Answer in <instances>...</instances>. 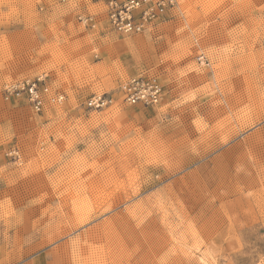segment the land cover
<instances>
[{
	"label": "rangeland",
	"instance_id": "obj_1",
	"mask_svg": "<svg viewBox=\"0 0 264 264\" xmlns=\"http://www.w3.org/2000/svg\"><path fill=\"white\" fill-rule=\"evenodd\" d=\"M174 1L122 34L0 0V264H264V0ZM142 73L160 101L122 103ZM37 78L63 101L34 110Z\"/></svg>",
	"mask_w": 264,
	"mask_h": 264
},
{
	"label": "built area",
	"instance_id": "obj_2",
	"mask_svg": "<svg viewBox=\"0 0 264 264\" xmlns=\"http://www.w3.org/2000/svg\"><path fill=\"white\" fill-rule=\"evenodd\" d=\"M104 7L109 27L122 34H138L164 17L174 6V0H95ZM203 57H199L202 60ZM23 92L32 108L40 111L46 103L58 104L63 95L53 92L40 78L27 81L14 88ZM118 90L121 102L128 105L150 106L157 104L163 87L157 78L148 73L130 77L120 83ZM112 102L111 98L96 97L87 102L89 107H102Z\"/></svg>",
	"mask_w": 264,
	"mask_h": 264
},
{
	"label": "bare ground",
	"instance_id": "obj_3",
	"mask_svg": "<svg viewBox=\"0 0 264 264\" xmlns=\"http://www.w3.org/2000/svg\"><path fill=\"white\" fill-rule=\"evenodd\" d=\"M251 179V178H250ZM243 184H244V182H243ZM246 186V185H245ZM248 186V185H247ZM84 200V199H83ZM84 203V202H83ZM76 205V204H75ZM90 205V204H89ZM83 206H84V204H83ZM78 207V206H77ZM91 208V207H90ZM85 209V208H84ZM81 210V209H80ZM88 210V209H87ZM87 210H85V211H87ZM84 211V212H85ZM81 212V211H80ZM89 213H91V212H89ZM87 214V215H86ZM86 214H82L83 215V217L82 218H84L83 220H85L87 217H88V213H86ZM95 214V213H94ZM81 215V214H80ZM89 215H91V214H89ZM97 215V214H96ZM77 216V215H76ZM76 216H75V219H76ZM88 218H91L90 216L88 217ZM80 219V218H79ZM78 219V220H79ZM83 222V221H82Z\"/></svg>",
	"mask_w": 264,
	"mask_h": 264
}]
</instances>
